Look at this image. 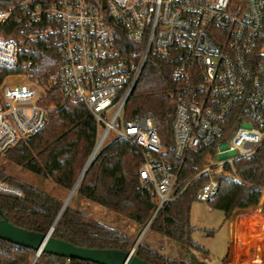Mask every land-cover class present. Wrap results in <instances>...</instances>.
I'll return each instance as SVG.
<instances>
[{
    "label": "built area",
    "instance_id": "obj_1",
    "mask_svg": "<svg viewBox=\"0 0 264 264\" xmlns=\"http://www.w3.org/2000/svg\"><path fill=\"white\" fill-rule=\"evenodd\" d=\"M41 41L60 61L44 74L30 58ZM151 57L171 63L170 154L151 118H125ZM0 66L25 70L0 82V156L44 128L52 109L40 102L57 87L94 117L98 152L118 139L143 152L139 177L152 187L154 216L184 192L179 176L189 153L215 147L220 158L195 176L208 177L197 194L208 204L216 177L238 181L234 163L264 145V0H18L0 9ZM0 193L24 197L1 177Z\"/></svg>",
    "mask_w": 264,
    "mask_h": 264
},
{
    "label": "trees",
    "instance_id": "obj_2",
    "mask_svg": "<svg viewBox=\"0 0 264 264\" xmlns=\"http://www.w3.org/2000/svg\"><path fill=\"white\" fill-rule=\"evenodd\" d=\"M17 1L0 0V9L8 8ZM5 37L17 38V34L12 36L5 33ZM34 47L30 58L38 64L37 72L44 74L48 70H54L60 61L51 42L41 41ZM24 71L21 67L9 69L0 66V82L9 75ZM170 74L169 61L151 57L125 109L127 120H153L169 154L173 145L172 128L176 111L170 92ZM40 105L52 109L44 128L30 140L19 143L9 151L7 159L40 178L49 179L71 191L96 146L97 123L82 102L66 101L57 87L48 90ZM233 122L231 119L230 126ZM214 151L215 147H209L188 154L179 176V188L186 187L184 192L177 200L165 205L150 224L152 231L188 252L203 253L207 257L210 252L192 238L194 228L190 224V213L192 204L198 201L200 188L208 180L207 176H195L204 168L206 156ZM143 162V152L139 148L127 140H115L100 151L76 194L136 222L143 229L156 211L152 187L140 181L139 171ZM226 168L231 170L229 166ZM234 175L238 181L223 175L216 177L218 192L208 202L210 208L223 212L224 224L237 211H254L259 208L264 195V145L253 158L237 160L234 163ZM0 177L24 194L23 198H18L0 193V209L4 216L16 227L47 234L54 226L64 203L40 189L4 175ZM260 211L264 213V203ZM214 232L210 231L208 234L213 235ZM53 237L86 249L130 252L135 245L129 235L71 207L66 209L56 224ZM34 253L30 248L0 239V264H30ZM135 255L150 264H200L193 258L190 261L167 258L146 244H139ZM252 259L254 258L245 259L243 264H249ZM64 260L65 258L43 253L36 264H57ZM72 264L94 263L72 259Z\"/></svg>",
    "mask_w": 264,
    "mask_h": 264
},
{
    "label": "rangeland",
    "instance_id": "obj_3",
    "mask_svg": "<svg viewBox=\"0 0 264 264\" xmlns=\"http://www.w3.org/2000/svg\"><path fill=\"white\" fill-rule=\"evenodd\" d=\"M215 152L216 150L206 156L204 168L218 163L220 158ZM0 175L40 189L63 203L71 192L49 179H42L23 167L9 162L7 154L0 156ZM263 203L264 195L257 210L237 211L233 219L225 225L223 212L210 208L208 204L194 202L190 213V224L194 228L192 238L210 252L209 257L195 251L188 252L168 238L152 231L150 226L146 228V225L141 229L136 222L121 217L80 195L74 194L69 207L78 209L88 217L129 235L135 244L137 242L146 244L165 257L176 261H190V258H193L200 264H224L227 259H232L234 256H238L239 259L242 256L245 259L254 258L249 264H264V213L260 211ZM210 231L215 232L209 235Z\"/></svg>",
    "mask_w": 264,
    "mask_h": 264
},
{
    "label": "water",
    "instance_id": "obj_4",
    "mask_svg": "<svg viewBox=\"0 0 264 264\" xmlns=\"http://www.w3.org/2000/svg\"><path fill=\"white\" fill-rule=\"evenodd\" d=\"M102 151V150H101ZM98 147L94 148L90 158L88 159L86 166L84 167L79 179L77 180L75 186L70 192V195L66 202H64L61 212L53 226L55 229L56 224L59 222L60 218L69 207V204L76 194L77 189L88 172L89 168L92 166L96 160L98 154ZM94 159L92 160L93 155ZM153 218L147 224L146 228H149L152 223ZM0 239L11 244L21 246L24 248H30L35 252H40L41 254L46 253L53 256L61 258H70L80 261L90 262L94 264H150L138 258L133 252H123L119 250H97V249H86L77 247L68 242L61 241L53 237V234H40L24 230L22 228L16 227L9 222V220L4 216L0 209ZM139 242H137L134 247H137ZM37 259H35L32 264H36Z\"/></svg>",
    "mask_w": 264,
    "mask_h": 264
},
{
    "label": "crops",
    "instance_id": "obj_5",
    "mask_svg": "<svg viewBox=\"0 0 264 264\" xmlns=\"http://www.w3.org/2000/svg\"><path fill=\"white\" fill-rule=\"evenodd\" d=\"M240 212H245V211H240ZM233 219V218H232ZM231 221V220H230ZM228 223V222H227ZM226 223V224H227ZM225 224V225H226ZM251 252V251H250ZM251 254V253H250ZM238 256H234L232 259H227L224 264H243V261L245 260V258H243L242 256L237 259ZM252 264V263H251Z\"/></svg>",
    "mask_w": 264,
    "mask_h": 264
},
{
    "label": "bare ground",
    "instance_id": "obj_6",
    "mask_svg": "<svg viewBox=\"0 0 264 264\" xmlns=\"http://www.w3.org/2000/svg\"><path fill=\"white\" fill-rule=\"evenodd\" d=\"M94 157H95V154L93 155L92 160L94 159Z\"/></svg>",
    "mask_w": 264,
    "mask_h": 264
}]
</instances>
